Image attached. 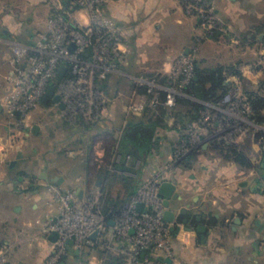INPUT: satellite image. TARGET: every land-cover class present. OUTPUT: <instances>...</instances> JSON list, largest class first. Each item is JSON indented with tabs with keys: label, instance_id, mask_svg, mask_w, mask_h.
I'll return each mask as SVG.
<instances>
[{
	"label": "crops",
	"instance_id": "crops-1",
	"mask_svg": "<svg viewBox=\"0 0 264 264\" xmlns=\"http://www.w3.org/2000/svg\"><path fill=\"white\" fill-rule=\"evenodd\" d=\"M58 2L0 0V51H9L10 40L33 44L37 34L46 31L52 13L64 6L62 1ZM253 5H260V0H217V13L227 29L225 37L235 38L237 34L253 31L249 27L262 19L253 13ZM104 13L123 33L126 51L123 65L142 64L143 78L155 77L161 86H169L173 61L181 54H190L189 44L200 27L197 18L184 11L181 0H114L104 7ZM239 52L229 51L226 46L217 64H205L219 73L213 79L215 86L240 91V78L231 72L240 66V57L236 56ZM12 65L11 57L0 59V139L14 131L13 124L7 122L3 103L11 90L5 78L11 74ZM252 66L248 63L239 71L250 81L251 90H261L264 83L254 78ZM226 80L231 86L223 84ZM101 82L108 91L107 80ZM110 97L100 122L88 125L63 120L59 124L68 132L62 143L63 158L72 163L27 157L25 138L19 136L16 146L0 163V246L6 251L8 263L44 264L51 255L54 242L43 230L61 214L54 190L73 189L81 196L98 190L108 199L107 206L113 207L127 201L141 184L159 173L161 181L172 182L181 196V200L172 201L177 220L168 223L175 257L168 260L170 264H228L230 259L224 249L229 246L234 250L236 264H263L264 250L258 245L260 235H264V125L256 123L233 143L212 137L209 130L202 129L200 145L167 170L177 145L186 141L197 124L189 107L179 104L164 113L148 110L131 118L124 108L129 94L121 96L117 92ZM196 101L204 106V101L197 97ZM37 113L42 115V110L37 108L30 117ZM136 122L142 125L136 128L133 125ZM102 139L106 140L109 153L101 167L94 159V150L101 147L96 142ZM114 146L131 162L127 157L121 162L117 150L113 152ZM233 149L241 157L234 155ZM72 152L81 156L72 157ZM18 178L25 180L21 190L12 186ZM54 178L60 182L53 181ZM183 207L187 208V215H179ZM183 219H188V223L183 224ZM199 225L205 227L204 233L196 231ZM188 227L190 231L185 229ZM215 228L232 234L223 241L225 248L221 252L225 254L219 256L211 254L217 242L208 240ZM80 256L81 253L68 252L62 262L80 264Z\"/></svg>",
	"mask_w": 264,
	"mask_h": 264
},
{
	"label": "built area",
	"instance_id": "built-area-1",
	"mask_svg": "<svg viewBox=\"0 0 264 264\" xmlns=\"http://www.w3.org/2000/svg\"><path fill=\"white\" fill-rule=\"evenodd\" d=\"M112 1L68 0L66 6L60 7L48 18L46 31L38 33L33 44H15L12 71L5 78L11 90L3 98L8 116L20 119L13 126L19 128L25 122L24 118H29L30 110L43 102L50 86L62 98L63 109L50 103L58 109L61 117L74 122L83 121L88 125L102 120L111 99L99 82L116 73L126 52L121 29L104 14V7ZM181 2L184 11L196 17L205 32L223 29L214 0ZM71 14H75L73 21L69 19ZM189 55L182 54L173 61L169 86L151 84L144 86L142 94L132 93L125 108L126 113L138 115L148 107L158 108L160 105L171 109L179 98L196 99L187 91L195 78L193 60ZM61 66H65L66 71L61 80H57L56 75ZM135 83L142 87L144 81L139 79ZM161 93H164L162 101L159 99ZM203 104L204 109L199 113L197 124L188 133V140L177 145L166 165L167 170L182 162L200 145L202 129L209 130L212 137L233 143L256 125L251 118L249 102L241 96L238 88L228 89L216 102ZM19 112L21 115L17 117ZM17 137L18 134L12 133L0 139V163L16 146ZM103 154V149L97 146L94 159L99 165ZM71 156L78 157L81 153L72 152ZM161 182L160 174L156 173L141 184L136 193L115 211L111 220L101 211L100 191H90L79 197L73 189L54 190V199L59 204L61 214L43 230L44 235L58 234L45 264H61L68 254V240H73L71 248L81 254L88 246L104 240L120 253L129 247L133 248L127 264H169L168 258L162 261L158 259L161 256L159 248H167L165 238L167 232L171 231L170 225L163 220L165 208L158 195ZM24 183V178H18L12 186L21 190ZM138 205L143 206V211L137 210ZM110 221L113 222L112 226L108 224ZM107 226L111 228V233L102 239L101 234ZM95 233L97 239L93 241L90 236ZM153 245H156V249L152 250L151 256H147L144 250L147 251ZM90 258L88 255L80 264H92ZM0 264H8L5 252H0Z\"/></svg>",
	"mask_w": 264,
	"mask_h": 264
},
{
	"label": "rangeland",
	"instance_id": "rangeland-1",
	"mask_svg": "<svg viewBox=\"0 0 264 264\" xmlns=\"http://www.w3.org/2000/svg\"><path fill=\"white\" fill-rule=\"evenodd\" d=\"M59 1L61 2L62 0H59ZM52 2L56 4L58 0H50V4H52ZM213 3L217 11V0H214ZM253 13L261 16L262 19L259 22L258 21L254 22V24L248 21V24L250 23L251 25L253 24V27H249V29L253 31H248L247 32L248 34L247 33L237 34L235 38H233V36L225 37L224 34L226 33L227 29L225 28L223 21L220 19L218 13H217L218 18L220 22L223 24L222 30L217 28V29H214L212 32L208 33V32H205V30H203L202 27L200 26L198 28L199 30L196 33L195 37L192 38L189 44V52H190L189 56L193 60L194 67H195V62H197L200 65V68L202 69L206 68L205 67L206 63L208 65L217 64L220 61L221 50H223V48L227 46V49L229 51L231 50L240 51L239 54L237 55L236 53H233V56L236 55L237 57L238 56L240 57V62H239L240 66L238 67V70H241L242 67H244L248 63L249 64L251 63V65H253L252 66L253 68H251V71L254 75V78H256L257 80L259 79L260 83L261 82L264 83V0H260V5L258 6L253 5ZM74 17H75V14H71L69 16L70 21H73ZM106 17L108 16L106 15ZM246 35L248 36L244 37ZM259 36H260V40H259ZM227 38H232V40L231 41L226 40ZM16 43H19V42L10 40L9 41V44H10L9 51L6 49L3 51H0V59L11 57L13 61ZM125 57H126V54L124 55V58L122 59V61L119 63V65L121 64V68L118 65V69H116V73L108 75L105 78L109 84L108 91L106 90V92L110 99H111L110 96H112L114 93H117V92H119L121 96L124 94L125 95L129 94L130 97L132 93L134 92L142 94L143 86H151V84H158V82L155 81L157 80V78L155 77L143 78V65L142 64L138 66H129V65L124 66L123 62L126 61ZM218 75L219 73L216 72L215 76H218ZM139 79L144 81L143 84L145 85L142 84L141 85L142 87H138V85L135 83L136 81H139ZM239 81L241 82L240 89L242 88L250 89L251 88L250 81L246 79L244 76H242V74H241V78ZM257 92L264 94V87L261 90L258 89ZM130 97L128 98L130 99ZM187 100H190L192 102H197L196 99H187ZM119 101H120L119 104H121L122 99ZM128 102L129 100H127L126 103L124 102L125 103L124 108H126V105L128 104ZM4 106H5V112L7 114V107L5 104ZM177 106L178 105L176 104L174 108H176ZM37 108H39V110H42V115L40 113L39 114L37 113V115L35 116L33 115V117L29 116L28 119L25 117L24 118L25 122L22 125H20L19 128H16V126H14L15 131H13V134L15 133L18 134L20 139L25 138L24 142L26 141V147H25L26 156L31 157V159L42 160L45 158V159H48L50 162L51 161L59 162V161L64 160L66 163H70L71 161L68 158H65V157L63 158V153H62V146H63L62 143L66 136V133L68 132L64 131L60 127L59 124L63 120L70 124H74L77 122L70 121L68 118L59 117L60 113L58 109L54 108L51 105H45L44 107L38 104ZM37 108L31 109L29 112V115H31V113H33L34 110H36ZM146 113H147V110L145 109L138 115L130 114L129 116L132 118L133 116H139V115L141 116L142 114H146ZM20 115H21V112H19V116L17 117H20ZM7 117H8L7 122H11L13 125H16V123L19 122L20 120L19 118L18 119L10 118L8 114H7ZM33 125H36L39 127V131L37 135H33L31 132ZM103 140L104 139L98 140L96 142L101 145V148L104 151L102 162L100 163L101 167L105 164L106 157L108 155L107 153H109V150L106 145L107 142L106 140L105 141ZM113 148H114L113 152L115 154V151L117 149L115 146ZM117 153L119 154L117 158L119 160H122L121 162H123V160H125L126 157H127L128 162H131V158H129L126 155H123L122 151L117 150ZM65 159H68V160H65ZM106 200H108L106 196L102 195V198H101L102 208L106 205ZM110 233H111V228L109 227L108 229H106V231L103 234H101V238L105 239L106 237H108V235H110ZM231 236L232 234L229 233V230L222 231L221 228H215L212 231H210L208 235L209 237L208 240L210 242H213V241L217 242V245L215 246V248H212L213 250H211V254H214V255L216 254L217 256H219V254L220 255L225 254V251H226L230 259L229 260L230 262L228 264H236L237 263L236 256L234 254V250H232L230 246L226 247L227 249H224L225 250L224 253L221 252V249L223 250V248H225V246L222 245L223 241L225 239L228 240L229 238H231ZM165 239L167 240V241L165 240L167 248L166 249H163L162 247L159 248V253L161 254V256H159L158 259L162 261L164 258L165 259L168 258L169 260L173 261L175 260V257L173 255L174 251H173V245H172V239H171V231L167 232V236ZM103 241L104 240L97 241L99 248H95V249L86 248L82 250V253L84 252L89 253L88 255L91 256L89 260L91 261L92 264H105L109 262L111 260V257L115 255L123 256L124 264H127L129 255L133 252V248L129 247L128 250H125L124 252L120 253L117 250L112 249L111 248L112 244L108 243V241L107 242L105 241L103 242ZM258 246L261 251L264 250V235L262 234L260 235V244ZM154 249H156V245H153L152 247L147 248V251H146L147 256H151L153 252L152 250ZM0 252H5V256L7 259L6 251L2 246H0ZM146 254L144 255V257H146ZM259 264H262V262H260Z\"/></svg>",
	"mask_w": 264,
	"mask_h": 264
},
{
	"label": "trees",
	"instance_id": "trees-1",
	"mask_svg": "<svg viewBox=\"0 0 264 264\" xmlns=\"http://www.w3.org/2000/svg\"><path fill=\"white\" fill-rule=\"evenodd\" d=\"M67 1L68 0H62L64 6L67 5ZM216 72H217L216 70H211L208 68L202 69L200 68V65L197 62H195V67H194L195 77L198 78V83H200L203 86V88L201 89V91L196 92L193 87H190L187 89V91L204 102L218 101L226 93L228 89H225L221 86H215L213 84V79L215 77ZM232 72L234 75L241 78V73L239 70L234 69L232 70ZM170 83H171V79H170ZM99 84L102 88L106 90L107 86L105 83L99 82ZM240 94L243 98H245L249 102V105L251 107V118L257 124L264 125V96H260L257 93V91L251 89H243V88L240 89ZM159 96H160L159 98L160 101H162L164 99V93H161ZM179 104L187 105L189 107L190 113L192 114L191 117H194L196 120H198L199 118V113L204 109V106L201 103L192 102L190 100H187L186 98H179L177 100V105ZM46 105H50V103ZM148 110L150 111L156 110L158 112L164 113L166 112L167 109L164 106L160 105L158 108H147V111ZM78 122L84 123L83 121H78ZM133 125L134 127L138 128L142 125V123L136 122L133 123ZM149 135H151V133H149ZM187 136L189 137V135ZM188 137L186 141L188 140ZM137 147L140 146H138L137 144ZM231 152L234 155H236L238 158L241 157V155L236 151V149L231 150ZM127 201L119 202L113 207L107 206L106 203V205L101 209V211L104 214V216L107 217L108 220H111L114 216L115 211L118 208H120L123 204H125ZM108 228L109 227L107 226V229ZM87 248L88 249L99 248L98 243L97 244L95 243L93 246H88ZM88 254H89L88 252H84L81 254L80 257L82 262L86 260ZM105 264H124L123 256L115 255L111 257V260Z\"/></svg>",
	"mask_w": 264,
	"mask_h": 264
},
{
	"label": "water",
	"instance_id": "water-1",
	"mask_svg": "<svg viewBox=\"0 0 264 264\" xmlns=\"http://www.w3.org/2000/svg\"><path fill=\"white\" fill-rule=\"evenodd\" d=\"M65 71H66V67L65 66H61L58 69V72H57V75H56V79L57 80H61V78L63 77ZM223 84L225 86H227V87L231 86V82L228 81V80H226ZM192 87L195 89L196 92L201 91V89L203 88L202 85H200L198 83V78L197 77H195L193 79ZM61 99H62L61 96L59 94L55 93L54 87L50 86L47 89V92L45 94V98L43 99V103L44 104L53 103L59 109H63L64 108V104L61 102ZM17 116H19V114H17ZM38 131H39V127L38 126H33L32 132L33 133H37ZM53 181H55L57 183L60 182L59 179H57V178H54ZM158 195L163 200V206L165 208L164 215H163V220L165 222H167V223H169V222L170 223H175L176 220H177L176 208H175V206L173 207L172 201L181 200V196L176 191V186L170 181H163L159 185ZM78 196L81 197V195H78ZM137 210L139 212L143 211V206L142 205H138L137 206ZM187 211H188L187 208L183 207V208L180 209L179 215H187ZM196 219L200 220V218H196ZM182 223L183 224H187L188 223V219H183ZM108 224L112 226L113 222L110 221ZM185 229L188 230V231L191 230V228H189V227L185 228ZM196 231L198 233H204L205 227L199 225V226H197ZM131 233H133V231H131ZM49 238H50V240L52 242H55L57 240V238H58V234L57 233H52L49 236ZM90 239L95 241L97 239V233L91 235ZM202 239H203V236H202ZM67 244H68V249H67L68 252H72L74 254H79V251H75V250H73L71 248V246L73 244V240H68ZM144 253H146V250H144ZM61 264H64V262H61Z\"/></svg>",
	"mask_w": 264,
	"mask_h": 264
}]
</instances>
